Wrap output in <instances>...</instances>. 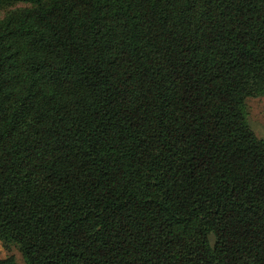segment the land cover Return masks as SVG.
Masks as SVG:
<instances>
[{"label":"trees","instance_id":"obj_1","mask_svg":"<svg viewBox=\"0 0 264 264\" xmlns=\"http://www.w3.org/2000/svg\"><path fill=\"white\" fill-rule=\"evenodd\" d=\"M5 3L0 239L25 264H264V0Z\"/></svg>","mask_w":264,"mask_h":264},{"label":"rangeland","instance_id":"obj_2","mask_svg":"<svg viewBox=\"0 0 264 264\" xmlns=\"http://www.w3.org/2000/svg\"><path fill=\"white\" fill-rule=\"evenodd\" d=\"M26 5L21 3H5L0 8V19L7 13L21 9ZM247 123L258 139H264V94L246 97ZM12 255L16 264H25L17 246L0 239V258Z\"/></svg>","mask_w":264,"mask_h":264}]
</instances>
